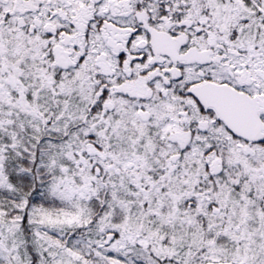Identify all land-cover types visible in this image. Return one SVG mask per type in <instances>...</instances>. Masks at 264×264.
I'll return each mask as SVG.
<instances>
[{"label": "snow or ice", "instance_id": "1", "mask_svg": "<svg viewBox=\"0 0 264 264\" xmlns=\"http://www.w3.org/2000/svg\"><path fill=\"white\" fill-rule=\"evenodd\" d=\"M0 264H264V0H0Z\"/></svg>", "mask_w": 264, "mask_h": 264}]
</instances>
